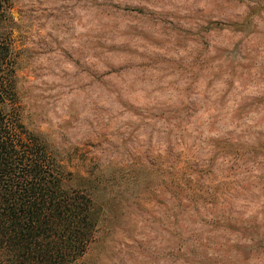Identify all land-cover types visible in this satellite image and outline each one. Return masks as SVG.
<instances>
[{
  "label": "rangeland",
  "instance_id": "obj_1",
  "mask_svg": "<svg viewBox=\"0 0 264 264\" xmlns=\"http://www.w3.org/2000/svg\"><path fill=\"white\" fill-rule=\"evenodd\" d=\"M4 13L24 125L102 202L71 264H264V0H9ZM189 154L215 190L208 225L180 217Z\"/></svg>",
  "mask_w": 264,
  "mask_h": 264
},
{
  "label": "trees",
  "instance_id": "obj_2",
  "mask_svg": "<svg viewBox=\"0 0 264 264\" xmlns=\"http://www.w3.org/2000/svg\"><path fill=\"white\" fill-rule=\"evenodd\" d=\"M9 0H0V31ZM0 34V264H71L84 255L101 220L97 189L74 185L39 136L23 123L16 92L14 60ZM231 152L234 162L242 149ZM231 149L222 142L220 151ZM177 181L180 217L198 219L215 190L201 184L206 172L189 154ZM196 177V178H195ZM82 184V185H81ZM183 241V238H182ZM191 243L190 254L195 249ZM187 245L182 242L181 253Z\"/></svg>",
  "mask_w": 264,
  "mask_h": 264
}]
</instances>
